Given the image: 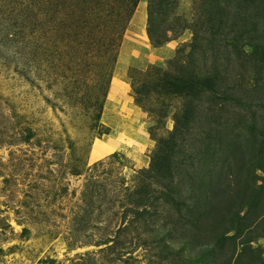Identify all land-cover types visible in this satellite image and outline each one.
Wrapping results in <instances>:
<instances>
[{
  "label": "rangeland",
  "instance_id": "374dc122",
  "mask_svg": "<svg viewBox=\"0 0 264 264\" xmlns=\"http://www.w3.org/2000/svg\"><path fill=\"white\" fill-rule=\"evenodd\" d=\"M0 264H264V0H0Z\"/></svg>",
  "mask_w": 264,
  "mask_h": 264
},
{
  "label": "bare ground",
  "instance_id": "6f19581e",
  "mask_svg": "<svg viewBox=\"0 0 264 264\" xmlns=\"http://www.w3.org/2000/svg\"><path fill=\"white\" fill-rule=\"evenodd\" d=\"M113 152H114V149L111 146L104 144L101 140L96 138L93 140V143L91 145V149L89 153L90 161L97 162L100 159L112 154Z\"/></svg>",
  "mask_w": 264,
  "mask_h": 264
},
{
  "label": "trees",
  "instance_id": "16d2710c",
  "mask_svg": "<svg viewBox=\"0 0 264 264\" xmlns=\"http://www.w3.org/2000/svg\"><path fill=\"white\" fill-rule=\"evenodd\" d=\"M96 118H97V120H99V118H100V117H99V114L96 115Z\"/></svg>",
  "mask_w": 264,
  "mask_h": 264
}]
</instances>
